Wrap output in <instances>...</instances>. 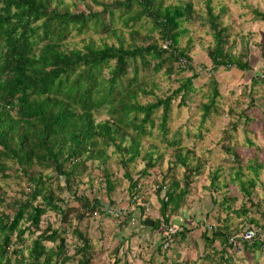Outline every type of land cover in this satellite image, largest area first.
Returning <instances> with one entry per match:
<instances>
[{
  "label": "trees",
  "instance_id": "16d2710c",
  "mask_svg": "<svg viewBox=\"0 0 264 264\" xmlns=\"http://www.w3.org/2000/svg\"><path fill=\"white\" fill-rule=\"evenodd\" d=\"M203 10L201 25L212 37L206 46L210 70L233 67L250 72L247 104L238 113L245 125L252 120L246 107L258 104L252 87L264 84V59L251 64L246 51L233 53L212 0H203ZM253 12L264 23V13ZM191 19H195L191 0H0V264H90V240L72 220L112 213L110 194L115 183L105 167L109 158L117 157L124 169L128 199L140 192V178L164 157V151L144 140L152 137L154 123L153 137L170 148V155L166 170L154 181L158 216H146L140 223L162 236L161 224L171 223L169 217L179 214L185 222L179 229L175 225L173 234L184 239L186 219L192 215L182 207L199 165L191 161L193 150L176 133L167 137L166 132L171 102L186 104L192 80L199 75L190 64L189 38L184 46L178 45V38L186 34L182 23ZM258 62L260 72L255 70ZM174 70L190 73L176 88L156 94L155 76H168ZM204 95L206 101L198 104L200 123L218 111L219 91L212 76ZM230 125L235 130L236 124ZM193 136H200L199 132ZM232 138L224 129L220 147L228 160L238 164L235 171L230 167L229 181L236 182L244 200L232 207L225 194L220 199L209 197L217 206L212 217L216 224L210 231H200L208 249L197 257L198 264H226L231 250L240 252L246 264L264 258V206L258 211L261 199L252 197L262 163L254 155L244 163L249 172L244 174L236 143L229 144ZM138 160L143 166L133 178L126 167ZM177 166L183 167L178 178L173 173ZM89 168L101 171L107 204L94 193L79 194L81 178ZM218 170L209 175L207 188L213 192L219 189ZM116 212L121 214L120 209ZM52 216L58 222L55 227L49 220ZM232 217L243 219L245 225L235 229L228 223ZM249 228L258 233L252 241H243L238 235ZM66 233L75 236L72 243ZM161 245L157 240L149 264L166 263ZM157 256L162 260L154 262ZM172 260L171 264H179L178 254ZM112 264L129 263L114 257Z\"/></svg>",
  "mask_w": 264,
  "mask_h": 264
},
{
  "label": "rangeland",
  "instance_id": "374dc122",
  "mask_svg": "<svg viewBox=\"0 0 264 264\" xmlns=\"http://www.w3.org/2000/svg\"><path fill=\"white\" fill-rule=\"evenodd\" d=\"M191 1L193 2L195 19L182 23V27L186 29V34L178 38V45L184 46L187 38H189L187 41H189L188 55L191 60L190 64L199 72V75L192 80L193 91L186 104L177 106V99L171 102L167 118L166 136L176 133V137L182 139V144L193 150L191 161L193 164L199 165V172L192 175L190 190L186 196L185 205L182 207L186 214L192 215L186 219L187 230L185 237L183 240H178L176 234L172 235V242L169 245L171 248L168 247L163 250L166 252L165 256L167 258L165 264H171L175 254H178L179 264H190L193 260L198 264L197 257L208 249L200 238V231L204 229L210 231L211 229H208L207 225L216 224L212 217L215 215L214 211L217 206L211 203L210 196L220 199L221 195L225 194L231 199L232 207H238L240 201L244 200L236 182L229 181L230 167H233V171H235L238 164L228 160V155L220 147L219 140L224 129L233 135L229 144L236 143V150L241 164L240 169L244 174L247 175L249 173L244 168V163L248 159L253 160L254 155H256L261 161L262 167L259 169L258 182L253 188L252 197L254 201L261 199L258 204V211L263 209L264 206V84L256 83L252 87L251 93L258 101L256 102L258 104L250 108L246 107L245 113L252 120L243 125V116L238 115V113L247 104L245 94L249 90L250 72H241L233 67L228 69L219 67L215 71L210 70V62L206 56V46L211 45L212 37L208 28L201 25L203 22L201 18L204 15L203 0ZM212 5L214 13H219L220 15V26L226 28L228 42L233 45L231 48L233 53L246 51L251 64H255L257 59H264V23L253 12L255 10L264 13V0H212ZM82 8V5L78 7V9ZM117 26H119V23H117ZM121 30L124 35H127V30L123 28ZM154 34L157 36L155 32ZM255 70L257 72L261 71L260 62L256 64ZM189 73L188 70H183L175 71L168 76L164 74L156 75L154 80L158 85L155 93L162 95V93L176 88L178 81L187 77ZM211 76L217 81L219 96L215 98V103L218 111L200 123L198 104L206 101L204 93L208 88V81ZM148 99L150 100L151 97H148ZM229 110L234 111V113L231 114ZM154 121L157 122L156 119ZM232 122L236 124L235 130L230 128V123ZM155 132L154 123L152 137H144V140L146 143H154L159 151H164V157L158 167L149 169L148 174L140 178L141 186L139 187L140 194H138L140 203L138 206L143 204L142 209L145 210L146 208L145 215L152 219L154 216H158V200L154 193L156 182L154 181L155 179L158 180L161 172L166 170V161L170 155V148L160 142L158 138L153 137L156 136ZM197 132H199L200 136H193ZM246 138L250 140V143L245 140ZM116 158H109L105 163V167L110 172L111 179L115 183V188L110 194L112 199L110 211L112 213L85 216L80 221L74 219L72 220V225H77V228L82 233L88 235L92 249L90 264H112V260L116 256L113 249L118 245L123 247L124 238L127 243L133 240L132 245L137 251L135 257L130 256V258L136 259L132 260L133 264H149L151 257H148L146 252L148 245H151V239L149 238H152L154 232L149 231L146 226H141V220L137 217L138 208L135 210L131 209L135 202L130 198L128 199L126 194L128 181L123 178L124 169L116 161ZM142 166L143 162L138 160L129 164L126 169L130 172L131 177L134 178L137 177ZM214 169H219V176L216 180L219 189L216 192L207 188L210 172ZM182 171L183 167L177 166L174 168L173 173L178 178L181 176ZM102 179L100 170L89 168L88 173L81 178L79 194L90 197L91 193H94L95 197L107 204L108 198L104 193ZM10 184L12 187L16 186L14 182H10ZM100 184H103V188L99 187ZM87 186L90 189L89 191ZM8 193L11 194V191H8ZM119 209L121 210L120 215L116 212ZM131 214L135 216L132 223L129 219L127 220ZM223 215V210H220V217L223 218ZM255 216L258 217L257 214ZM178 217H180L179 214H172L171 219L169 217L168 221L171 222L170 224H176L179 229L185 221L182 220V217L181 219ZM49 220L52 221L54 227L58 225L53 216ZM122 223L124 227H121ZM228 223L234 226L235 229L245 225L243 219L239 220L235 217L230 218ZM161 226L164 230V225ZM237 232L239 233L240 230ZM65 235L68 240L70 237L71 243L75 240V236L71 233H66ZM46 244L50 245L48 242ZM124 253L123 255L126 256ZM230 256L231 258L226 264H246V260L240 252L231 250ZM156 260L157 262L161 261L162 257L157 256L156 259L154 257L153 261L156 262ZM250 260L253 261V259ZM251 264H264V258L259 256Z\"/></svg>",
  "mask_w": 264,
  "mask_h": 264
},
{
  "label": "built area",
  "instance_id": "2783aa9c",
  "mask_svg": "<svg viewBox=\"0 0 264 264\" xmlns=\"http://www.w3.org/2000/svg\"><path fill=\"white\" fill-rule=\"evenodd\" d=\"M100 188H103V184H100L99 185ZM138 194L139 193H134L132 195V198L133 201H135L134 205L131 206V209L132 210H135L137 209V206L140 205L139 203V200H138ZM143 206V204H141ZM147 207V206H146ZM146 210V208H145ZM145 210H141V211H137L138 215L137 217L139 218V220H142L146 217V213H145ZM179 219H181V217H178ZM130 220L131 223L133 222V220L135 219V216L133 214H131L129 216V218H127V220ZM160 221H161V218H160ZM161 225H164V232H163V235L161 236V242H162V245H161V248L162 249H166L172 242V239H171V234H173L175 231H176V224H161ZM122 227H124V225H122ZM207 228L208 229H212L213 228V225H207ZM258 233V230L255 229V228H249V229H246L245 231H243L240 235H238V237H240L243 241H252V239H254L256 237ZM229 241H232V238L229 239ZM125 243L123 244V247L120 246L118 248V251L117 253L115 254L116 256L115 257H123V253L126 251V247L128 245L127 241H124Z\"/></svg>",
  "mask_w": 264,
  "mask_h": 264
},
{
  "label": "crops",
  "instance_id": "0c3cea01",
  "mask_svg": "<svg viewBox=\"0 0 264 264\" xmlns=\"http://www.w3.org/2000/svg\"><path fill=\"white\" fill-rule=\"evenodd\" d=\"M148 218H150L149 216H147ZM154 218H155V216H154ZM144 220V219H143ZM149 229V228H148ZM149 231H151V232H154V235H152V238H149V239H151V245L149 244L148 245V247H147V256L148 257H150V255L152 254V251H153V248L155 247V245H156V242H157V240H161L160 238H161V236H160V234H159V231H157L156 232V230L154 229V230H151V229H149ZM150 232V233H151ZM125 234H127V233H125ZM88 236V235H87ZM157 236V237H156ZM124 241H126L125 240V238H124ZM138 241H139V239H138ZM137 241V242H138ZM132 243H133V240H130L129 241V243H128V248H126V251H125V253H126V256L125 257H120V263H123V259L125 258L126 259V261H127V263H129V264H133V262H132V260H136V259H133V258H130V256L131 257H135V253H137V251H135V247H134V245H132ZM136 246V245H135ZM213 246L214 247H216V243H214L213 244ZM92 250V249H91ZM155 256V255H154ZM127 257H128V259H127ZM263 258V257H262ZM149 259V258H148ZM122 261V262H121Z\"/></svg>",
  "mask_w": 264,
  "mask_h": 264
}]
</instances>
